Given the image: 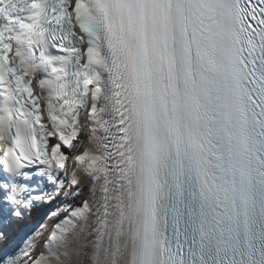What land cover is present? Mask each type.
Returning a JSON list of instances; mask_svg holds the SVG:
<instances>
[{
    "label": "snow or ice",
    "instance_id": "1",
    "mask_svg": "<svg viewBox=\"0 0 264 264\" xmlns=\"http://www.w3.org/2000/svg\"><path fill=\"white\" fill-rule=\"evenodd\" d=\"M0 149V264H264V0H0Z\"/></svg>",
    "mask_w": 264,
    "mask_h": 264
},
{
    "label": "bare ground",
    "instance_id": "2",
    "mask_svg": "<svg viewBox=\"0 0 264 264\" xmlns=\"http://www.w3.org/2000/svg\"><path fill=\"white\" fill-rule=\"evenodd\" d=\"M85 142V141H84Z\"/></svg>",
    "mask_w": 264,
    "mask_h": 264
}]
</instances>
